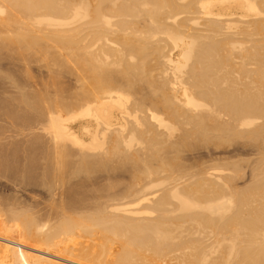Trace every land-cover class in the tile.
Returning <instances> with one entry per match:
<instances>
[{"label": "bare ground", "instance_id": "6f19581e", "mask_svg": "<svg viewBox=\"0 0 264 264\" xmlns=\"http://www.w3.org/2000/svg\"><path fill=\"white\" fill-rule=\"evenodd\" d=\"M0 172V264H264V0H0Z\"/></svg>", "mask_w": 264, "mask_h": 264}, {"label": "rangeland", "instance_id": "374dc122", "mask_svg": "<svg viewBox=\"0 0 264 264\" xmlns=\"http://www.w3.org/2000/svg\"><path fill=\"white\" fill-rule=\"evenodd\" d=\"M2 173H3V172H2ZM2 173L0 172V181H1V182H0V197H2V198H6V196H7L8 198H11V196L13 197V196L15 195V192L13 191L14 189H13V187H10V188H9L7 182H5V179H4V178H3L4 180L2 179V177H3V174H2ZM1 175H2V176H1ZM1 179H2V180H1ZM25 179H26V178L23 177L22 180H21V182L25 181ZM29 180H30V179H26V181H27L28 184L26 183V181H25V183L22 184V185H25V184L27 185V186L25 185L27 188H25V186H23L25 189L28 190V189L30 188L29 190H31L32 188H33V189L35 188L34 190H33V189H32V190H33V191H42V190H39V189H41V188H39V186H34V185H39V184H38V181L34 180L33 182H36V183L34 184L33 182L30 183ZM32 180H33V179H32ZM6 184H7V185H6ZM32 184H33V185H32ZM22 185H21V187H22ZM241 185L243 186L242 183H241ZM28 186H29V187H28ZM33 186H34V187H33ZM36 187L39 188V189H37ZM13 193H14V195H13ZM25 193L27 194V192H25ZM25 193H24V195H22V194L19 193L17 196H19L21 200H22V197H23V199L25 200V198H26V197H25ZM20 195H22V196H20ZM41 197H42V196H41ZM24 200H23V201H24ZM39 200L41 201V199H39ZM6 227L10 228V227H11V224H7ZM30 245H31V244H30ZM31 247L34 248L35 246L31 245ZM30 252H34V251H29V253H30Z\"/></svg>", "mask_w": 264, "mask_h": 264}]
</instances>
